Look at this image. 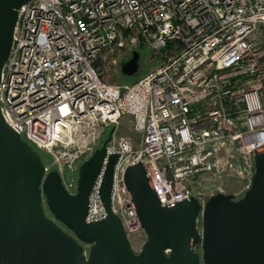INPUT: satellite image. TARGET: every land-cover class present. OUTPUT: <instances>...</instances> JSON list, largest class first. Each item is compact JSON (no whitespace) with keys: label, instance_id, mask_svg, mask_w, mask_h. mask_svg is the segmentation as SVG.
Segmentation results:
<instances>
[{"label":"built area","instance_id":"obj_1","mask_svg":"<svg viewBox=\"0 0 264 264\" xmlns=\"http://www.w3.org/2000/svg\"><path fill=\"white\" fill-rule=\"evenodd\" d=\"M138 44L163 59L131 82L106 81L105 64ZM0 112L70 177L72 194L103 133L130 118L138 138L114 130L85 220L106 215L99 190L116 153L111 209L138 252L146 235L127 166L143 164L163 206L250 186L264 151V0H28L1 70Z\"/></svg>","mask_w":264,"mask_h":264},{"label":"water","instance_id":"obj_2","mask_svg":"<svg viewBox=\"0 0 264 264\" xmlns=\"http://www.w3.org/2000/svg\"><path fill=\"white\" fill-rule=\"evenodd\" d=\"M27 1L0 0V74L18 8ZM138 69L133 50L120 72L134 77ZM114 130L80 164L72 194L57 170L45 173L40 153L0 112V264H264V151L255 152V172L242 196L218 192L204 204L190 196L163 206L143 164L127 166L124 181L146 235L138 252L111 209L118 154H110L99 190L106 215L87 222L88 197Z\"/></svg>","mask_w":264,"mask_h":264},{"label":"rangeland","instance_id":"obj_3","mask_svg":"<svg viewBox=\"0 0 264 264\" xmlns=\"http://www.w3.org/2000/svg\"><path fill=\"white\" fill-rule=\"evenodd\" d=\"M133 50H137L139 52V69H138V73L136 76L131 77V76H123L120 72V64L123 61H126L128 58L131 57V52ZM164 56V54H160L159 52L153 51L147 47H145L143 44H138L135 47L131 48V50L127 51V53H120L119 56L116 59L115 63H111V64H105L104 68H102L103 71V78L108 81L109 83H128L133 81L135 78H138L140 75L144 74L146 71H148L149 69H151L152 67H154L159 61H161ZM123 134H127V135H131L134 138H138V135L134 134L132 132V124H131V120L128 116H125L123 118H121L119 124L116 127L115 130V135H123ZM108 135V132L103 133L102 137H101V143L102 140H104ZM40 155L41 158L43 160V163L45 164V166L48 169H56L55 168V162L53 160V158L45 151V150H37ZM63 183H66V185L69 186L71 192H73V187L69 185L70 183V177L67 176L66 174H63ZM196 184V182L194 181L193 185L194 186ZM235 186V184H231L228 186V188H233ZM244 193V192H243ZM239 194L238 196L235 197H240L243 195ZM205 197V196H204ZM45 210L47 212V214L49 216H51L50 212L48 211L47 207L45 206ZM200 224V222H199ZM199 228L200 225H199ZM136 244V242L134 243V245ZM89 247V245H84V248L87 250Z\"/></svg>","mask_w":264,"mask_h":264},{"label":"flooded vegetation","instance_id":"obj_4","mask_svg":"<svg viewBox=\"0 0 264 264\" xmlns=\"http://www.w3.org/2000/svg\"><path fill=\"white\" fill-rule=\"evenodd\" d=\"M45 212H46V210H45ZM46 214H47V212H46ZM47 216H49V215L47 214ZM49 217H51V216H49Z\"/></svg>","mask_w":264,"mask_h":264},{"label":"trees","instance_id":"obj_5","mask_svg":"<svg viewBox=\"0 0 264 264\" xmlns=\"http://www.w3.org/2000/svg\"><path fill=\"white\" fill-rule=\"evenodd\" d=\"M98 64H99V63H98ZM135 79H136V78H135ZM135 79H134V80H135ZM36 150H37V149H36Z\"/></svg>","mask_w":264,"mask_h":264}]
</instances>
